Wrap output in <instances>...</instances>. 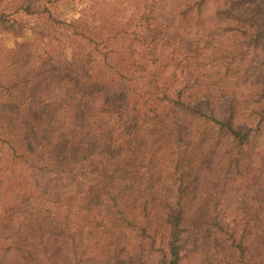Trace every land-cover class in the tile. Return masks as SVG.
<instances>
[{
	"label": "trees",
	"instance_id": "trees-1",
	"mask_svg": "<svg viewBox=\"0 0 264 264\" xmlns=\"http://www.w3.org/2000/svg\"><path fill=\"white\" fill-rule=\"evenodd\" d=\"M46 4L1 9L0 264H264V0Z\"/></svg>",
	"mask_w": 264,
	"mask_h": 264
},
{
	"label": "rangeland",
	"instance_id": "rangeland-1",
	"mask_svg": "<svg viewBox=\"0 0 264 264\" xmlns=\"http://www.w3.org/2000/svg\"><path fill=\"white\" fill-rule=\"evenodd\" d=\"M13 0H0V43L4 48H11L16 43L33 41V47L37 48L38 39H34L31 28L39 22V18L19 11L3 16L1 9ZM33 1V0H32ZM96 0H47V8L62 19L76 17L82 10L90 8ZM34 39V40H33ZM31 45V46H32Z\"/></svg>",
	"mask_w": 264,
	"mask_h": 264
}]
</instances>
